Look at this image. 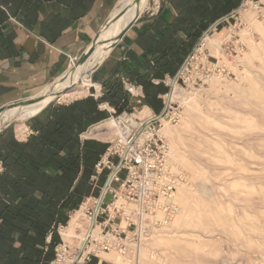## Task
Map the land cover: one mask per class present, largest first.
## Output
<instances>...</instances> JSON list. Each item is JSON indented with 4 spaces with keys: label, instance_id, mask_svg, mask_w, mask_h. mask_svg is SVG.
I'll list each match as a JSON object with an SVG mask.
<instances>
[{
    "label": "rangeland",
    "instance_id": "374dc122",
    "mask_svg": "<svg viewBox=\"0 0 264 264\" xmlns=\"http://www.w3.org/2000/svg\"><path fill=\"white\" fill-rule=\"evenodd\" d=\"M239 1L238 8L243 0ZM154 3L155 0H149L147 9ZM118 29L112 25L104 32L114 33ZM206 38L185 66L183 80L173 89V94L180 89L191 97L187 104H182L176 97L174 99L173 103L182 112V120L177 126L166 124L162 130L170 144V164L184 173L187 182L182 185L184 190H178L175 195L176 212L157 214L149 219L154 225L153 234L142 250L140 264L221 262L225 256L237 257L241 252V242L264 226V0H246L239 13L217 25ZM217 38H221L220 50H213L211 45ZM102 53L103 48L97 46L90 59L76 69L79 72L92 69ZM72 77L73 74L68 73L65 81L53 85L48 93L65 90ZM172 80H166L169 89ZM96 93V89L90 88L85 97L72 102L57 99L54 103L69 105ZM143 107L132 104L127 111L138 116ZM34 115L20 108L14 114H2L1 130L12 123L2 133L11 128L16 136L21 124L24 132V126L28 127L27 121H24ZM110 122L108 119L92 128L86 137L109 147L117 134L116 127ZM28 134L29 131L26 136ZM228 149L230 159L224 154ZM109 175L110 171L105 184ZM125 175L122 173L121 178L124 179ZM242 178L253 179L255 184L249 185ZM97 181H92L96 191L87 198L91 200L84 202L87 205L80 217L82 228L77 230V238L65 241L59 233L62 239L60 245L67 247V257L77 253L81 241L79 237L89 229L90 220L86 211H94L95 201L105 186L99 187L98 184L94 188ZM112 188L117 189L118 185ZM202 189L211 191V194L204 193ZM112 200V195L108 194L104 202L109 204ZM122 204L121 201L117 203L118 206ZM210 209L208 222L205 213ZM179 249L182 251L179 252ZM101 260L102 264H129L116 253L103 255Z\"/></svg>",
    "mask_w": 264,
    "mask_h": 264
},
{
    "label": "trees",
    "instance_id": "16d2710c",
    "mask_svg": "<svg viewBox=\"0 0 264 264\" xmlns=\"http://www.w3.org/2000/svg\"><path fill=\"white\" fill-rule=\"evenodd\" d=\"M239 0H191L189 13L201 17L200 30L191 34L193 25L182 29L192 42H197L202 31L218 19L238 8ZM192 48V47H191ZM190 48V49H191ZM156 65L159 72L152 78H174L185 62L187 51L180 56L157 50ZM172 54L173 60L166 61ZM150 74L130 75L129 80L144 90L142 104L156 114L164 109L159 98L169 87L152 83ZM104 95L96 100L87 97L69 105L50 104L40 114L27 121L33 134L26 142H19L12 129L0 134V264H51L56 259V248L62 243L58 232L67 226L72 212L80 209L89 196L95 193L92 178L95 167L107 152L101 142L83 139L92 127L109 118L99 106L108 103L121 114L128 101L122 80L103 84ZM108 170L98 177L94 188L105 184ZM98 187V189H99ZM51 236V242L47 238Z\"/></svg>",
    "mask_w": 264,
    "mask_h": 264
},
{
    "label": "crops",
    "instance_id": "0c3cea01",
    "mask_svg": "<svg viewBox=\"0 0 264 264\" xmlns=\"http://www.w3.org/2000/svg\"><path fill=\"white\" fill-rule=\"evenodd\" d=\"M124 1L0 0V107L31 99L62 78L68 72L71 60L78 59L87 51L100 28ZM190 3L191 0H155L124 40L93 72L95 85L92 88L96 89V100L105 93L103 84L111 82L114 85L116 80H129L133 74L140 77L150 74L152 78L159 72L155 60L159 47L167 46V51L179 56L187 51L185 61L193 55L196 45L204 40H201L202 36L223 17L209 23L194 43L182 31L193 25L188 22L191 17L195 19L191 34L201 27L202 18L189 13ZM149 11L154 12L153 17L148 15ZM172 60L173 56L169 54L166 61ZM170 78L169 75L163 80L152 78V83L156 86L163 83L169 87L166 80ZM163 97L159 96L162 100ZM132 104H137L136 99L128 96L124 110ZM142 106L154 113L150 107ZM99 109L107 112L109 117L113 110L116 111L108 103L101 104ZM25 127L26 132H17L15 136L19 142H26L33 134L30 128ZM88 132L82 136L83 139H89L86 137ZM94 262L98 264V260ZM102 263L99 260V264Z\"/></svg>",
    "mask_w": 264,
    "mask_h": 264
},
{
    "label": "built area",
    "instance_id": "2783aa9c",
    "mask_svg": "<svg viewBox=\"0 0 264 264\" xmlns=\"http://www.w3.org/2000/svg\"><path fill=\"white\" fill-rule=\"evenodd\" d=\"M74 61L71 60L70 66ZM182 76L179 81L183 80ZM122 85L125 94L134 97L137 105H142L145 99L143 88L127 79L122 80ZM91 97L97 99L98 95L96 93ZM168 98V94L163 97L164 107ZM159 115L140 118L132 111L123 110L117 114L113 110L109 121L115 123L117 134L96 165V176L92 178V181L98 180L104 170L115 174L106 194L112 195L113 200L109 204L102 203L94 227L97 233L91 235L77 264H91L110 253L118 254L129 264H140L142 250L153 234L154 225L149 219L157 214L176 212L175 195L187 179L183 172L170 164V144L162 130L166 124L179 125L182 112L170 102L163 116ZM0 165L2 168V163ZM122 173H126L124 179L121 178ZM113 185H118V188L113 189ZM90 200L87 199V202ZM119 201L123 203L121 206L117 205ZM95 209L93 212L86 211L89 220H93ZM50 242L51 236L47 238V243ZM85 242L76 254L68 257L67 247L59 245L56 259L51 264H74Z\"/></svg>",
    "mask_w": 264,
    "mask_h": 264
},
{
    "label": "bare ground",
    "instance_id": "6f19581e",
    "mask_svg": "<svg viewBox=\"0 0 264 264\" xmlns=\"http://www.w3.org/2000/svg\"><path fill=\"white\" fill-rule=\"evenodd\" d=\"M149 4V0H142L140 6H135L134 4V0H126L122 3V5L120 6V9L117 11L121 12L123 9H126V13L123 17H121L113 26L115 28H119L118 30H114V33L112 31H108V32H104L105 30H103L101 32L100 35V41L102 42L101 45H99V47L102 49L103 48V53L102 55H99V58L97 59V61H95L94 66L92 67V69H88L85 72H79L78 69H76L77 67H74V64L72 66H70L68 73H72L73 77L70 79V81L67 83V86L65 89L67 88H71L68 92L66 93H62L58 98H55V94L57 93H61L62 91H58L55 92L56 90L52 91L51 93H48V91L50 90V88H47L46 90H44L42 93H40L39 95L31 98H42L40 101H38L37 103L28 106V107H23L20 108L24 111H29L33 114H37L40 113L43 109H45V107H47L50 103H52L55 99H59V101L61 102H72L73 100L76 99H80L82 97H85L88 95L90 88H92L95 84L91 81V76L93 74V72L96 70V68L98 66H100L105 60L106 58L110 55L111 50H110V44H108L106 41V39H110L113 40L115 39L121 32L122 30L132 21L136 18L138 11H140V14H142L145 9H147ZM220 36V34L218 35ZM209 38L205 39V44L209 41ZM213 42V41H212ZM220 43H221V38H217L214 41V44L211 45V48H213V50H220ZM209 44H211L209 42ZM68 76V75H67ZM76 79V81H75ZM59 82H57L56 84H58ZM55 85V84H54ZM74 85V86H73ZM180 90V89H179ZM178 92H174L173 96H169L168 100L170 102H174L175 97L178 98L182 104H187L189 99L191 98L188 95H185V93H183V91H179ZM55 100V101H56ZM17 108L11 109L6 111L3 114H14L16 112ZM140 115H144L142 117H151L152 116V112L149 108H145ZM1 117V115H0ZM138 117L141 118V116L138 115ZM110 124H112V126H115V123L110 122ZM1 127V124H0ZM23 125H19L18 126V130L17 132H19L20 134H23V130H22ZM25 127V126H24ZM1 131V128H0ZM26 132V131H24ZM257 132V131H256ZM164 135L165 132H163ZM257 137V136H256ZM22 138V137H21ZM24 139V137H23ZM241 141V140H240ZM249 141V140H248ZM247 144V143H246ZM247 147V146H246ZM233 151V150H232ZM230 150H226L225 151V155L227 156V158H231V154H230ZM235 155V154H234ZM233 156V155H232ZM239 162V161H238ZM261 169V168H260ZM196 171V170H195ZM208 171V169H207ZM209 172V171H208ZM211 172V171H210ZM197 172H195L196 174ZM198 174V173H197ZM211 175V173H209ZM241 176V175H239ZM242 177V176H241ZM240 179V178H239ZM231 180V179H230ZM241 180H244L245 182L250 184H255L251 179H246V178H242ZM237 182V181H236ZM196 183V182H195ZM196 186V185H195ZM202 186V185H201ZM245 187L248 188V185L245 184ZM205 189V188H204ZM179 192H182L184 190V188L182 186L179 187ZM203 190V189H202ZM205 190H203L204 192ZM206 193L209 192V190L205 191ZM204 192V193H205ZM211 192V191H210ZM209 192V194H211ZM213 195V194H212ZM98 200L95 201V207L98 204ZM264 205V201L262 202ZM87 203H83L81 208L78 211H75L73 213V215L71 216V219L68 223V225L66 227H61L60 228V234L62 236V238L65 241L71 240V239H75L77 238L76 232L77 230L81 229V222H80V217L81 214L84 210V208L86 207ZM253 206V204H252ZM255 206V205H254ZM219 212V211H218ZM211 213V209L209 211H207L205 213V220L206 221H210V217L209 214ZM93 224V220L89 221V229L87 231L84 232V235L79 237L80 238V246L82 245V243L86 240L87 235L89 233V230L91 228ZM97 233V229H95L92 233V235L95 236V234ZM194 233V232H193ZM219 235V234H218ZM237 237V236H236ZM242 238V237H241ZM232 239V238H231ZM236 240V239H235ZM240 240V239H238ZM243 241V239H241ZM230 241V240H229ZM233 241V240H232ZM211 242V241H210ZM241 242V241H239ZM234 243H237L234 241ZM233 243V244H234ZM231 244V243H230ZM238 244V243H237ZM224 246V245H223ZM235 246V245H234ZM239 246V244H238ZM240 247V254L236 255L237 257H229V256H225L222 257L221 262H214V263H210V264H261V262H264V226H261L259 228V230H257L255 233H251L248 236V239L244 240L243 242H241V246ZM237 248V247H236ZM225 249V247H224ZM239 250V249H238ZM152 251V250H151ZM182 250L179 249V252H181ZM228 251V250H227ZM230 252V251H229ZM150 253V252H149ZM236 253V252H235ZM216 254V253H215ZM187 255V254H186ZM217 256V255H216ZM181 258V257H180ZM109 260H111L109 258ZM184 261V259H183ZM192 261V260H191ZM190 261V262H191Z\"/></svg>",
    "mask_w": 264,
    "mask_h": 264
},
{
    "label": "water",
    "instance_id": "95a60500",
    "mask_svg": "<svg viewBox=\"0 0 264 264\" xmlns=\"http://www.w3.org/2000/svg\"><path fill=\"white\" fill-rule=\"evenodd\" d=\"M141 2H142V0H134V4H135V6H140V4H141ZM245 3H246V0H243V2H242V5L237 9V10H235V11H233L232 13H230L229 15H227V16H225V17H223L222 19H220L218 22H216L208 31H207V33H205L203 36H202V38H201V40H203V39H205L209 34H210V32L217 26V25H219L220 23H222L223 21H225V20H227V19H229L230 17H232L233 15H235V14H237V13H239L242 9H243V7H244V5H245ZM161 9V8H160ZM125 13H126V9H123L121 12H116L115 14H113L108 20H107V22L104 24V26L102 27V28H100V30H99V32L97 33V35H96V37H95V39L93 40V42L91 43V45L89 46V48L87 49V51L86 52H84L78 59H76L75 61H74V67H81V66H83L89 59H90V57H91V55L93 54V52H94V50L97 48V46H99V45H101L102 44V42L100 41V35H101V32L103 31V30H105V29H108V28H110L112 25H114L121 17H123L124 15H125ZM144 13L145 12H143L142 14H140V11H138V13H137V16H136V18L134 19V20H132L123 30H122V32L115 38V39H113V40H111L110 42H107L108 44H110V50H111V52L124 40V38H125V36L127 35V33L142 19V17H143V15H144ZM148 15L150 16V17H153L154 15L152 14V12L151 11H149L148 12ZM200 40V41H201ZM199 47V43L196 45V47H195V49H194V51L197 49ZM191 56L192 55H190L187 59H186V61L184 62V64L182 65V67H181V69L179 70V72L176 74V76L173 78V80H172V83H171V86H170V89H169V93H168V95L169 96H171L172 95V93H173V89H174V86L178 83V81H179V78L181 77V75H182V72H183V70H184V68H185V66L187 65V63H188V61L190 60V58H191ZM67 73L62 77V78H60L58 81H56L54 84H56L57 82H59V83H63L64 81H65V79H66V77H67ZM53 84V85H54ZM53 85L50 87V88H53ZM74 86V85H73ZM71 88H67V89H65V90H63L61 93H57V94H55V98H58L62 93H66V92H68L69 90H70ZM42 98H34V99H26V100H22V101H19V102H15V103H11V104H7V105H5V106H2V107H0V115H2L3 113H5L6 111H8V110H11V109H14V108H23V107H28V106H31V105H33V104H35V103H37L38 101H40ZM56 100V99H55ZM55 100L52 102V103H54L55 102ZM51 103V104H52ZM50 105V104H49ZM48 105V106H49ZM169 105H170V101L168 100L167 101V104H166V106L164 107V110L160 113V117H162L163 116V114L166 112V110L168 109V107H169ZM47 106V107H48ZM46 107V108H47ZM45 108V109H46ZM41 113V112H40ZM40 113H38V114H40ZM37 114V115H38ZM36 115V116H37ZM35 117V116H34ZM33 117H31V118H29V119H27V120H25L24 122H26V121H28V120H30V119H32ZM10 125H12V123H9L8 125H6L1 131H0V134L2 133V131L5 129V128H8ZM121 166V165H120ZM114 173H111L110 174V176L108 177V179H107V182H106V184H105V186H104V188L102 189V192H101V194H100V197H99V199H98V204H97V207H96V209H95V212H94V218H93V224H92V226H91V228H90V230H89V233H88V235H87V238H86V242H85V244H84V246H83V248H82V250H81V252H80V254H79V256H78V258H77V260L75 261V263L74 264H77L78 263V261L80 260V258H81V256H82V254H83V252L85 251V247H86V245H87V242L89 241V239H90V237H91V235H92V233H93V231H94V227H95V222H96V217H97V215H98V212H99V209H100V207H101V205H102V203L104 202V200H105V197H106V194H107V192H108V190H109V188H110V186H111V183H112V180H113V177H114Z\"/></svg>",
    "mask_w": 264,
    "mask_h": 264
}]
</instances>
